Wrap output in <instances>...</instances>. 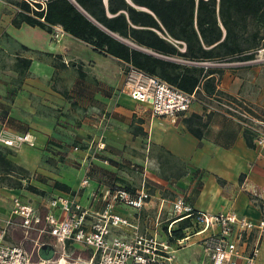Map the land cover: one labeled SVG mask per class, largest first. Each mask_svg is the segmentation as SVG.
I'll return each mask as SVG.
<instances>
[{"label": "crops", "instance_id": "crops-1", "mask_svg": "<svg viewBox=\"0 0 264 264\" xmlns=\"http://www.w3.org/2000/svg\"><path fill=\"white\" fill-rule=\"evenodd\" d=\"M106 1L103 0L105 7L107 6ZM138 9L145 10L142 8ZM17 12V8L0 0V51L2 53L10 51L14 54V67L17 75V58L30 60L26 76L24 79L21 78L24 82H50L57 68L63 71L68 67L69 60L77 59L83 65L90 61L94 62V70L96 71L93 76L95 80H105L107 83L113 82L114 85H119L114 91L117 94L115 97H103L100 93L89 95L94 99H98L102 105L88 109L85 111L84 116H80V118H83V122L77 134L80 141L87 143V145L89 142L100 140L103 142L104 148L116 149L113 152H109L111 149L102 150V153L111 160L107 167L101 165H106V162L96 160L93 163L97 168L103 167V169H106L108 171L106 172L107 177L116 180V186L120 187V184L125 182L123 175L126 174L122 171L124 170V162L130 161L133 164H138L136 166L144 168L140 174L141 178L138 186L132 185L131 187L134 188L129 190L133 193L140 187L141 182L145 181L150 199L139 212L121 204L116 205L115 211L118 214L132 223H137L142 233L154 234L157 231L161 235L160 237L163 238L161 233L171 217L172 203V201L165 198V195H171V193L178 196L185 193L191 194L194 187L192 172L201 170L203 174L200 176V188L196 191V197L188 203L186 202L187 205L196 211L199 210L206 214L232 212L237 216L254 222H258L262 218V211L264 210V153L262 154L263 151L255 147H247L243 137L244 128L238 121L220 113H210L208 116L202 106L194 103L188 113H185L182 117L188 118L189 115L195 114L206 120L203 137L198 141L188 133L181 121H178L181 117L178 116L173 121L166 117L152 116L147 106L130 100L120 92L118 93L120 87H122L124 63H120L116 58L113 59L110 56L94 51L87 44L73 39L64 32L57 40L52 37V33L48 34L37 27L33 28L22 24L19 28H15L12 26L11 21ZM25 27H28V29ZM24 30L37 36V39L41 41L40 47L32 46L31 41L16 36ZM112 36L116 40L118 39L145 54H152L150 51L134 46L115 35ZM78 49H83L87 56H91L85 59L80 58L77 53ZM56 55L61 57L60 59L58 57L57 64L55 62ZM216 69L221 72L219 75L214 74L216 89H218L220 94L240 105L249 107L253 113H255L254 111L264 112V66L245 63L235 66L231 64V66L228 65L226 68ZM87 74L86 71L79 72L80 82L85 83L86 87L84 89L86 88V90L89 83ZM119 74H121L120 78L118 77ZM33 76L38 80H32L31 77ZM39 78L41 79L40 81ZM60 95L62 100L58 102L62 105L64 117L66 108L70 105V103L67 104V101L70 99L69 95L71 94L64 92ZM8 98L13 99L9 112L0 105V128L13 125L14 127L10 126L7 128L11 134H21L12 133V128L14 129L13 131L27 130L33 136L34 144H39L42 147L55 145L62 148V146L69 145L71 137L58 132L55 134L54 132L57 124L56 118L46 122L45 127L48 133L46 132L47 135L45 136L38 129V125H44L45 122L31 114L32 112L30 113L29 104L25 103L24 106H21L22 99L25 98L23 94H0V103L7 105ZM133 104L148 109L149 114L139 115L135 111ZM2 122H4V126L1 125ZM86 135H88L89 139L88 137L86 139ZM22 146L26 145L23 144ZM19 157L16 159L17 162L14 160L15 163L28 172L30 171V177L36 176L34 173L38 172L48 182L56 180L69 186L70 192L54 190L48 183L39 182L33 178L26 179L28 184L45 192V196H39L27 191L24 187V182H21V188L12 186V182H0V221L10 216L12 203L15 198H19L22 202L30 203L40 209L41 205L44 204V199L51 193H76L79 202L95 213L102 209L103 201L101 199L97 202L91 200L90 194L93 192L104 193L106 190L117 189L107 186H99L97 189L93 188L95 184L96 186L98 184L95 181L97 179L83 176L81 167L76 172H70V170L67 172V168L60 170L62 177H68L66 180H60L59 176H55L52 173L53 165H51L50 160L46 159L45 163H43L45 164L44 167L38 169L25 164L27 163L26 159L20 160ZM38 158L42 161V156ZM169 160L174 163H169ZM181 164L185 166L186 176L175 179L173 174L176 173ZM150 165L151 167H156L154 172L150 171L152 170ZM165 165H168L169 173L161 176L159 172L163 170ZM240 176H243L242 180ZM99 181H101L100 178ZM80 190L81 195L79 196L78 192ZM253 199L260 201L261 209L252 203ZM157 223L158 226L156 225ZM23 233L22 230H14L8 240L15 243ZM115 233L124 239H128L129 235H131L127 229L118 230ZM200 238L201 236L189 237L188 243L185 245L199 247L200 252L197 254L194 264H200L204 259L198 243ZM191 239H193V242H190ZM257 264H264V238L260 246Z\"/></svg>", "mask_w": 264, "mask_h": 264}, {"label": "built area", "instance_id": "built-area-1", "mask_svg": "<svg viewBox=\"0 0 264 264\" xmlns=\"http://www.w3.org/2000/svg\"><path fill=\"white\" fill-rule=\"evenodd\" d=\"M62 32L58 25L54 26L52 37L58 40ZM183 50L182 47L180 51ZM261 52L264 53V47L258 53ZM255 60L233 63L245 64ZM175 61L204 68L233 64ZM121 86V94L147 106L155 117L175 121L179 115L188 113L194 103H198L205 114L213 112L235 118L251 132L255 148L264 151V132L249 122L264 123L249 117L248 113L225 98L198 100L194 94H187L130 64H124ZM0 144L13 150L23 144L32 147L34 138L28 132L11 134L2 130ZM97 146L99 150L103 149L102 144ZM90 198L95 202L99 199L103 201L100 211L93 213L84 207L76 193H51L40 209L15 198L10 216L0 221V264H173L175 251L183 248L182 243L187 244L192 236H201L198 243L204 259L200 264H257L264 238V210L262 218L254 222L232 212L206 214L196 211L179 197L171 203V217L161 238L157 231L154 234L142 233L137 223L130 222L115 211L116 205L121 204L139 212L150 199L145 181L133 193L117 188L100 194L93 192ZM187 218L190 219L189 228L198 226L199 229L175 244H169L167 238L174 225ZM126 229L131 234L128 239L115 233ZM14 230L24 232L15 243L8 240ZM43 245L54 249L50 261L38 257L37 251ZM78 251L87 254L81 255Z\"/></svg>", "mask_w": 264, "mask_h": 264}, {"label": "trees", "instance_id": "trees-1", "mask_svg": "<svg viewBox=\"0 0 264 264\" xmlns=\"http://www.w3.org/2000/svg\"><path fill=\"white\" fill-rule=\"evenodd\" d=\"M3 1L18 9L11 21L15 28L24 24L51 34L58 25L64 33L94 51L194 94L198 100L222 97L246 114H254L249 107L218 92L214 74L219 75V69L175 60L220 64L255 60L264 47V0H107L106 7L103 0ZM112 35L154 55L134 49ZM182 47L184 50L180 51ZM16 66L18 75L24 78L30 60L17 58ZM182 116L179 115L178 121L200 141L206 120L195 114ZM243 137L248 148L255 147L249 130L243 129ZM27 173L6 159L0 148V182H12V186L21 188ZM186 173L181 164L173 177L179 179ZM50 182L52 189L70 192L69 186L56 180ZM24 187L36 195H46L28 183ZM189 226L188 218L178 222L167 238L168 243L175 244L184 238Z\"/></svg>", "mask_w": 264, "mask_h": 264}, {"label": "rangeland", "instance_id": "rangeland-1", "mask_svg": "<svg viewBox=\"0 0 264 264\" xmlns=\"http://www.w3.org/2000/svg\"><path fill=\"white\" fill-rule=\"evenodd\" d=\"M28 29V27H25ZM25 29V30H27ZM23 31L16 36L18 38L28 40L32 42V46L40 47L41 41L37 39V36L35 34H30L28 31ZM251 30V28H249ZM77 53L80 58L85 59L88 56L90 57L91 55L86 54L83 49H78ZM61 58L60 56L56 55V64L57 60ZM14 62H15V57L14 54L10 51H6L5 53L0 51V94H23L25 97L22 99V105L24 104H29L30 106V113L33 114L34 116H37V118H40L44 123V125H38V129L45 134H46V122H49L53 120V118H56V125L54 128L55 134L58 132L59 134H63L65 136L71 137L69 141L68 146H62L60 148L59 146H50L47 145L45 147L40 146L39 144L36 145L34 144L33 147H29L28 145L22 146V148L18 149H12L9 150L5 147H2L0 145L1 150L3 153H5L6 159H8L10 162L13 164L17 165L15 163L17 157L21 159L25 158L26 162L25 164L29 165L30 167H36L38 169H42L45 164V160L47 159L48 161H51V165H53V174L55 176H59L60 180L62 179H68V177H62L60 174V170L66 169L67 172L70 170V172H76L78 169L81 167L82 168V175L85 176L86 178L93 177L96 183L98 182L97 186L96 184L93 186V188H98L99 186H107V187H112V188H121L125 189L126 191H130L129 189L134 188L131 187L132 185L137 187L141 178V173L144 170L143 167L141 166H136L138 164H133L130 161H126L123 164L124 170L123 173L126 175H123L125 182L123 184H120V187L116 186V180L107 177L106 172H108L106 169H103V167H95L93 163L98 160L99 162H106L105 164H101L104 166H108L110 159L106 157L105 154L102 153V150L104 149L105 151L107 149L109 152H113L116 149L115 148H110V147H105L102 141H93L89 142L88 145L87 143L81 142L80 139L78 138V131H80V125L83 122V118H80V116H84L85 111L91 108H95V106H100L102 105L101 102H99L98 99L92 98V96H89L90 94H95V93H100L103 95V97H115L117 94L114 93L116 89L119 87L118 84H113L112 83H107L105 80L100 81V80H95L94 79V72L96 70L94 66V62L90 61L89 63L82 64L80 63L77 59H73V61H68V67L65 68V70H59L57 68L53 75L52 78L49 81L43 82H34L31 83L29 82H24V78L21 79L20 76L17 75L15 67H14ZM249 64H254V65H260L264 66V53H258L256 60L254 62H251ZM232 65H237V64H232ZM231 66V65H229ZM85 67V68H84ZM228 65H223V66H213L209 68H226ZM122 68V67H121ZM62 69V68H60ZM86 71L87 74V79H88V84H87V90L85 83L80 82L81 78L79 76V72ZM118 77H121V74L118 75ZM26 79V78H25ZM32 80H38L35 78V76L31 77ZM41 79L39 78V81ZM84 80V78H83ZM25 84V85H24ZM23 86V87H22ZM90 89V91H89ZM66 94H71L69 95V100L67 101V104L70 103L69 107L66 109V113L64 114L65 116L63 117L62 113V105L59 104L58 101L62 100L61 95L63 93ZM120 90L118 91V93ZM28 94V95H26ZM115 101V99H114ZM13 102V99L8 98L7 105H4L3 103H0L1 106L5 107L7 111L9 112L11 106L10 104ZM135 111L139 114H149V110L145 109L144 107L133 104ZM5 111V110H3ZM92 111V110H91ZM254 114H250L249 117H253L256 120H261L264 123V114H262L259 111H254ZM4 122L1 123L3 125ZM250 125H252L254 128H257L264 132V124L259 125L256 123L254 120L249 122ZM4 126V125H3ZM8 126V124H7ZM13 126V125H10ZM8 126V127H10ZM8 127L4 126L0 128V131L6 130L8 131ZM14 127V126H13ZM64 128V129H63ZM70 129V130H69ZM12 128L11 131L12 133H27V130H15ZM30 133V132H29ZM48 133V132H47ZM51 136V135H50ZM88 135H86L87 139ZM53 138V136H52ZM89 139V137H88ZM58 142V141H56ZM49 144V143H48ZM99 144L103 145V149L99 150L98 146ZM90 147H87V146ZM23 150V151H21ZM103 150V151H104ZM115 153V152H114ZM264 151L262 152V154ZM39 156H42V161ZM13 160V161H12ZM15 160V161H14ZM170 161V160H169ZM17 162V161H16ZM98 163V162H97ZM169 163H174L170 161ZM100 164V163H98ZM19 166V164L17 165ZM66 166V167H65ZM21 167V166H19ZM168 165L163 166V170H160L159 175H167L169 173L167 169ZM23 168V167H22ZM154 166L151 167L150 165V171H155ZM24 169V168H23ZM74 170V171H73ZM27 171V170H26ZM28 172V171H27ZM193 173V181H194V187L192 189L191 194H183V195H176L171 193L165 195L166 199H169V201H174L175 199L181 197L184 202L188 203L191 199L196 197V191L198 188H200V176L203 174V171L201 170H196ZM33 176L30 177V171L27 173V178L29 179H37L39 182H44L48 183L49 186L51 185V182L44 180L42 178L43 176L39 174L38 172ZM111 176V175H109ZM58 177V178H59ZM99 178L101 181H99ZM24 185L28 183L27 180L23 181ZM99 194V193H98ZM78 195H81V190L78 192ZM254 197V196H253ZM252 197V198H253ZM255 198V197H254ZM255 206L258 208H262V205L260 201L254 200L252 202ZM199 227L196 226L195 228H189L184 231V234H191L198 230ZM195 240V239H194ZM190 242H193V239L190 240ZM81 255L87 254L86 252L78 251ZM200 252L198 246H185L183 248H179L175 251L174 254V260L173 264H194L195 259L197 258V254ZM74 257H76L74 255ZM75 259V258H74Z\"/></svg>", "mask_w": 264, "mask_h": 264}, {"label": "water", "instance_id": "water-1", "mask_svg": "<svg viewBox=\"0 0 264 264\" xmlns=\"http://www.w3.org/2000/svg\"><path fill=\"white\" fill-rule=\"evenodd\" d=\"M73 2V0H70ZM186 243L183 242L182 246H185ZM38 257L42 260H49L54 256V249L50 245H43L37 251Z\"/></svg>", "mask_w": 264, "mask_h": 264}, {"label": "bare ground", "instance_id": "bare-ground-1", "mask_svg": "<svg viewBox=\"0 0 264 264\" xmlns=\"http://www.w3.org/2000/svg\"><path fill=\"white\" fill-rule=\"evenodd\" d=\"M59 264H62V262H60Z\"/></svg>", "mask_w": 264, "mask_h": 264}]
</instances>
